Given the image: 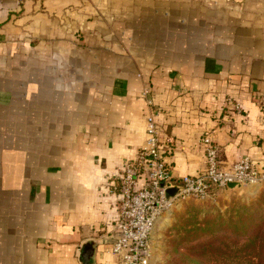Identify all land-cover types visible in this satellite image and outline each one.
<instances>
[{
    "label": "crops",
    "instance_id": "crops-1",
    "mask_svg": "<svg viewBox=\"0 0 264 264\" xmlns=\"http://www.w3.org/2000/svg\"><path fill=\"white\" fill-rule=\"evenodd\" d=\"M145 86L173 177L203 168L205 132L261 165L264 0H0V264H116Z\"/></svg>",
    "mask_w": 264,
    "mask_h": 264
},
{
    "label": "built area",
    "instance_id": "built-area-1",
    "mask_svg": "<svg viewBox=\"0 0 264 264\" xmlns=\"http://www.w3.org/2000/svg\"><path fill=\"white\" fill-rule=\"evenodd\" d=\"M149 93V88L143 87L149 107L145 113L146 140L135 158L121 165L111 183L117 196V219L110 252L116 264H150L157 221L179 200L210 196L230 182L240 186L264 183V159L260 165L243 156L227 165L221 145L208 132L200 137L203 168L196 174L173 177L167 157L175 154L177 141L158 125ZM230 108L237 113L242 110L236 103Z\"/></svg>",
    "mask_w": 264,
    "mask_h": 264
},
{
    "label": "rangeland",
    "instance_id": "rangeland-1",
    "mask_svg": "<svg viewBox=\"0 0 264 264\" xmlns=\"http://www.w3.org/2000/svg\"><path fill=\"white\" fill-rule=\"evenodd\" d=\"M260 186L258 190L248 185L223 188L207 197H187L176 202L161 215L154 229L156 264H246L240 250L243 240L235 241L244 232L248 216L250 220L261 217L264 228V210L245 213L247 207H257L258 200L264 197V184ZM197 239V243L210 246L194 247Z\"/></svg>",
    "mask_w": 264,
    "mask_h": 264
},
{
    "label": "trees",
    "instance_id": "trees-1",
    "mask_svg": "<svg viewBox=\"0 0 264 264\" xmlns=\"http://www.w3.org/2000/svg\"><path fill=\"white\" fill-rule=\"evenodd\" d=\"M256 205L257 207H247V211L245 213L252 214L257 210H264V197L260 198ZM248 217L246 219V224L243 227L244 232L237 235L238 238H236L235 242L243 240L240 250L246 258V264H264V228L263 222H260L262 219H260L261 217H253L250 220ZM198 240L199 239L193 241L194 247L196 245L210 246L209 243L206 242L197 243L199 242Z\"/></svg>",
    "mask_w": 264,
    "mask_h": 264
},
{
    "label": "water",
    "instance_id": "water-1",
    "mask_svg": "<svg viewBox=\"0 0 264 264\" xmlns=\"http://www.w3.org/2000/svg\"><path fill=\"white\" fill-rule=\"evenodd\" d=\"M239 187H240V184L239 183L230 182V183L227 184V188L228 189H236V188H239ZM89 245H90V243L85 244L84 249H86L87 247H89ZM85 260H87V259L85 258Z\"/></svg>",
    "mask_w": 264,
    "mask_h": 264
},
{
    "label": "bare ground",
    "instance_id": "bare-ground-1",
    "mask_svg": "<svg viewBox=\"0 0 264 264\" xmlns=\"http://www.w3.org/2000/svg\"><path fill=\"white\" fill-rule=\"evenodd\" d=\"M248 186H250V185H248ZM160 219V218H159ZM158 222V221H157Z\"/></svg>",
    "mask_w": 264,
    "mask_h": 264
}]
</instances>
